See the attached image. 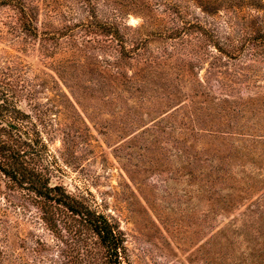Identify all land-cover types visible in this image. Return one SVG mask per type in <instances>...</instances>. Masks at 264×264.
<instances>
[{"label": "rangeland", "instance_id": "rangeland-1", "mask_svg": "<svg viewBox=\"0 0 264 264\" xmlns=\"http://www.w3.org/2000/svg\"><path fill=\"white\" fill-rule=\"evenodd\" d=\"M138 1L154 0H28L38 14V38L20 31L13 9L0 7V71L31 91L53 182L118 220L134 264H246L252 258L264 264V59L214 65L210 56L195 53L204 44L190 37L164 42L154 37L151 52L141 49L123 58L105 36L86 30L119 9L129 36L140 34L131 27L159 31ZM181 6L187 20L222 34L240 30L248 14L264 20V8L257 12L243 2L228 7L182 0ZM153 13L173 27L163 5ZM53 32L67 35L54 38ZM228 77L237 81L234 89L221 87ZM199 81L211 95L194 94ZM226 95L251 106L237 133L229 126L231 133L216 132V138L183 123L195 107L208 113L209 103ZM21 105L30 110L26 100ZM232 146H240L242 157L228 158V164L224 157ZM217 165L228 180L217 185L216 194L240 193L227 206L208 192L216 184ZM237 179L240 188L246 181L255 187L234 190L230 185ZM8 216L11 231L19 226L23 234L30 230L51 240L29 215L10 208Z\"/></svg>", "mask_w": 264, "mask_h": 264}, {"label": "trees", "instance_id": "trees-1", "mask_svg": "<svg viewBox=\"0 0 264 264\" xmlns=\"http://www.w3.org/2000/svg\"><path fill=\"white\" fill-rule=\"evenodd\" d=\"M181 2L182 0H154L153 3L138 1L139 11L145 16L149 25L160 28L159 31L142 33L140 29L131 27L140 34L129 36L125 28L130 26L124 21V15L119 9L113 11L103 21L86 25V30L90 33L99 32L105 36L106 42L114 43V48L123 58L139 54L141 49L144 51L143 54L147 51L151 52L149 43L154 37L161 42L165 39L190 40V37L198 38L203 42L204 46H200V51L195 49V53L210 56L214 65L234 66L237 63H246L247 60L264 59V20L258 21V18L254 19L252 14H248V19L244 21L240 30L231 34H222L215 28L207 27L202 21L187 20L183 15ZM211 2L225 4L228 7L243 2L245 7L255 8L257 12L264 8L263 0H211ZM161 5L168 13L167 16L171 14L170 20L173 27H168L163 19L153 13V9ZM2 6H8L15 11L18 27L22 33L32 38H38L42 34L37 23L38 14L28 0H0V7ZM236 9L239 8L235 7L234 10ZM58 33L53 32L54 38L59 37ZM59 34L67 35L64 32ZM105 46L107 47L108 44ZM120 57L117 56L116 59H121ZM160 57L162 56L155 55L154 58L160 59ZM105 60L109 61L110 58ZM171 66L173 71L177 68L174 63ZM195 66L197 63L192 64L193 72ZM187 70L191 73L190 68ZM1 73L0 264H134L127 244L126 232L118 220L70 192L63 183L53 182L52 162L48 161V148L33 119L36 106L32 104L31 91L16 80L7 78L5 72L0 71ZM232 82L237 83L230 78L229 81L226 80L224 84H221V87L234 89ZM202 87L204 85L199 81L194 94L199 93L206 97L211 95ZM24 100L27 101L30 110H26L21 105ZM210 101L214 100L210 99ZM177 105L171 107L176 115L180 112ZM209 105L210 112L205 113L203 107H195L194 110L185 114L183 123L188 124L190 128L201 126L200 129L212 135L216 132L231 133L229 126L237 133L236 129L241 130L244 127L242 119L251 107L246 101L234 103L229 99V95L216 102H210ZM255 108L258 111L262 107L257 103ZM215 137H213L214 140ZM213 145L212 141L210 146ZM239 147L232 146L233 153L224 157V161L230 164L229 159L232 161L241 158ZM214 167L217 174L216 184L212 181L211 189L208 190L212 194L219 193L217 185L228 180L222 172L221 165ZM230 179L235 177L231 176ZM238 182L237 179L230 187L244 193L252 191L255 187V184L246 181V185L240 188ZM239 194L234 193L230 196L216 194L215 200L218 204L227 206L236 201ZM10 208H14L15 213L24 217L29 215L27 218L43 225L51 236V240L30 230L23 234L24 231L17 229L19 226L16 231H11L8 224ZM259 261L261 258H252L246 264H255Z\"/></svg>", "mask_w": 264, "mask_h": 264}]
</instances>
